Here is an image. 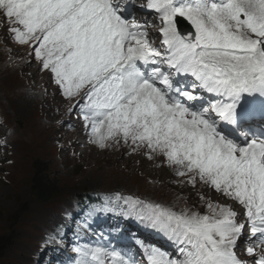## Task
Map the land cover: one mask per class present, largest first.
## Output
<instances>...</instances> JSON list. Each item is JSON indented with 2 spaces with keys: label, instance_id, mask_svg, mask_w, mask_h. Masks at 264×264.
<instances>
[{
  "label": "snow or ice",
  "instance_id": "snow-or-ice-1",
  "mask_svg": "<svg viewBox=\"0 0 264 264\" xmlns=\"http://www.w3.org/2000/svg\"><path fill=\"white\" fill-rule=\"evenodd\" d=\"M0 30L90 144L158 160L205 209L118 197L171 249L77 245L75 264H264V0H0Z\"/></svg>",
  "mask_w": 264,
  "mask_h": 264
},
{
  "label": "rangeland",
  "instance_id": "rangeland-1",
  "mask_svg": "<svg viewBox=\"0 0 264 264\" xmlns=\"http://www.w3.org/2000/svg\"><path fill=\"white\" fill-rule=\"evenodd\" d=\"M0 33V40L4 39L5 34L2 30ZM5 58L8 57L5 56ZM10 58L12 68H20L26 63L28 53L25 49H20L14 57L12 55ZM3 69L5 70V66L2 62L0 65V96L2 95L0 97V129H2L0 141H3L0 143V236L12 234L15 241L6 256L0 260V264H39L36 261L37 254L41 259L43 254L38 248L46 230L59 222L58 214L65 212V206L85 192H117L166 206H174L177 210L182 207H192L201 213L205 212L199 203L197 189L180 187L178 179L167 168L161 167L160 174L154 172L151 166L152 162L157 160L150 162L146 159V162H150L147 163L149 166H143L137 160L142 157L141 155H128L125 150L113 151L114 147L105 150L93 149V145L83 137L65 131V122L74 118L69 101L68 105L67 101L64 102L61 99L55 106V110L46 113V118H50L53 122L66 117V121L60 124L61 129L59 125L51 127L37 124L39 119L36 117L37 113L31 112L27 118L22 115L16 119L12 117L9 103L24 92L21 91L22 89L18 92L8 89L12 86L11 80L8 88L2 84ZM36 69H39L38 63H36ZM46 75L49 78L47 72ZM34 84L38 89L42 81L38 80ZM55 93L52 91L48 95L51 97ZM33 137L35 142L28 146L26 142ZM75 148L78 151H75ZM17 149L20 153L27 150L22 153L28 154V157L19 159ZM125 157L134 160L132 163L123 161ZM108 158L110 160H107ZM42 165L52 179L59 184L58 197L45 204L39 203L35 197L31 196L32 182ZM199 191L204 190L199 189ZM211 194L208 192L207 197L214 203L215 201L224 202L218 194ZM25 208H27L26 213L21 215L19 223L15 224L14 219L18 218V213Z\"/></svg>",
  "mask_w": 264,
  "mask_h": 264
},
{
  "label": "bare ground",
  "instance_id": "bare-ground-1",
  "mask_svg": "<svg viewBox=\"0 0 264 264\" xmlns=\"http://www.w3.org/2000/svg\"><path fill=\"white\" fill-rule=\"evenodd\" d=\"M134 3L139 5L141 3V1H137V2H134ZM152 31H154V30H152ZM20 49L21 48H17L14 45L6 44L4 39L0 40V52H1V56L0 57L2 58V62L4 63V66H5V70L3 69L4 71L2 72L1 82H2V84L5 87L8 88L9 82L11 80L12 86L10 88H8V89L13 90L14 92H18V90L22 89L21 91L24 92L22 95L20 94L21 96H19V97L17 96V98L13 102L9 103L10 111H12V114H13L12 117H14L16 119V118H20V115H22V116L27 118V117H29L31 115V112L33 114L37 113L36 117L39 118L37 120V124H40L41 126L42 125L43 126L44 125H48V126H51V127H55L56 125H59V128L61 129L60 124L64 120V117L61 118V119L56 120L55 122H53L50 118H46V113L49 112L50 110H55V106L57 104H59V101L61 99L64 100V102L67 101V100H65L59 94V91H58L56 85L51 82L50 78H47L46 71H41L40 67H39V69H36V63L37 62H33L31 64V66H28V63L26 61V63L24 64L23 67L15 68V69L12 68V60H11L10 57L12 55L14 57L19 52ZM5 56H7L8 58H5ZM1 63H0V65H1ZM38 80L42 81V85L40 84L41 87L37 89V87H36V85L34 83L36 81H38ZM52 91H55L56 93L51 95V97H49V95L51 94ZM3 100H4V98H3ZM66 104H68V101H67ZM4 105H6V104H4ZM62 106H61V108H62ZM5 109H7V107ZM38 111H40L39 115H38ZM56 111H57V109H56ZM59 111H61V110H59ZM9 113L11 114V112H9ZM56 117H57V115H56ZM40 127H38V129ZM32 128L33 127H31V129ZM40 129H42V128H40ZM1 130L2 129H0V131ZM43 133H45V132H43ZM58 133L59 132L57 131V135H58ZM34 142H35V137L30 138L26 143L28 144V146H31ZM92 148L95 149L97 147H95L93 145ZM118 150L124 151L125 149L116 148V147H114V149H113V151H118ZM75 151H78V149L75 148ZM24 152H27V150H25ZM108 152H110V151H108ZM108 152H107V154H108ZM21 153H20L19 149H17V155H18L19 159H21V158L26 159L28 157V154L27 155H23V153L22 154ZM107 154H105V155H107ZM108 157H110V156H108ZM110 158H108L107 160H110ZM133 160H134L133 158H126V157L123 159V161H129L130 163H132ZM137 160L140 161L141 165L149 166V165H147L148 162H146V159H144L143 157L138 158ZM158 165H159V161L158 160L152 162V166L151 167L154 169V172L156 174H160V172L162 170L161 167L158 166ZM150 171H152V170H150ZM209 194H210V192H209Z\"/></svg>",
  "mask_w": 264,
  "mask_h": 264
},
{
  "label": "trees",
  "instance_id": "trees-1",
  "mask_svg": "<svg viewBox=\"0 0 264 264\" xmlns=\"http://www.w3.org/2000/svg\"><path fill=\"white\" fill-rule=\"evenodd\" d=\"M59 184L49 175L44 166L37 170L32 182L31 196L35 197L41 204L51 202L58 196ZM27 208L18 213V218L14 219L15 224L19 223L21 215L25 214ZM17 226V225H15ZM15 237L12 234L0 236V260L3 259L8 250L13 247Z\"/></svg>",
  "mask_w": 264,
  "mask_h": 264
}]
</instances>
